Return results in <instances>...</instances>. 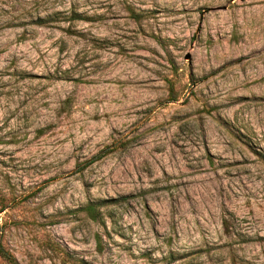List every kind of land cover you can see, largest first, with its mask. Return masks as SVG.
Segmentation results:
<instances>
[{
	"label": "rangeland",
	"instance_id": "1",
	"mask_svg": "<svg viewBox=\"0 0 264 264\" xmlns=\"http://www.w3.org/2000/svg\"><path fill=\"white\" fill-rule=\"evenodd\" d=\"M0 248L264 264V0H0Z\"/></svg>",
	"mask_w": 264,
	"mask_h": 264
},
{
	"label": "trees",
	"instance_id": "2",
	"mask_svg": "<svg viewBox=\"0 0 264 264\" xmlns=\"http://www.w3.org/2000/svg\"><path fill=\"white\" fill-rule=\"evenodd\" d=\"M39 23H43V21H39ZM85 212L87 214V217L91 220V221H97L99 219H101V214L100 211L98 210V205H92V204H88L85 207ZM95 240V246L97 248V250H99L100 248V242H99V238L97 236H95L94 238ZM0 258L7 260V261H11V259L9 258V256L0 248ZM12 262V261H11Z\"/></svg>",
	"mask_w": 264,
	"mask_h": 264
}]
</instances>
